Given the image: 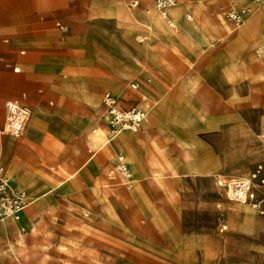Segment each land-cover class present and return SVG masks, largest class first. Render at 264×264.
<instances>
[{"label":"rangeland","instance_id":"rangeland-1","mask_svg":"<svg viewBox=\"0 0 264 264\" xmlns=\"http://www.w3.org/2000/svg\"><path fill=\"white\" fill-rule=\"evenodd\" d=\"M262 5L180 0L167 11L174 26L163 20L176 32L166 41L147 20L148 10L162 14L154 0H0V168L21 185L20 173L33 178L44 201L24 231L0 238V264H264V45L244 31L264 25ZM249 6L241 25L228 17ZM113 8L137 28L105 15ZM179 21L193 30L178 31ZM121 71L131 77L114 88ZM152 82L155 92L144 85ZM82 86L96 87V97L82 94L89 105L75 95ZM107 91L154 106L141 130L99 150L110 139ZM15 100L31 120L39 107L54 118L45 129L29 118L21 135L2 134ZM86 134L102 140L92 147ZM120 149L139 179L132 189L110 176ZM239 179L260 187L244 204L230 190ZM23 190L32 201L24 215L40 197Z\"/></svg>","mask_w":264,"mask_h":264},{"label":"built area","instance_id":"built-area-1","mask_svg":"<svg viewBox=\"0 0 264 264\" xmlns=\"http://www.w3.org/2000/svg\"><path fill=\"white\" fill-rule=\"evenodd\" d=\"M180 0H154L156 8L162 15L168 19L167 11L175 6ZM198 1V0H194ZM257 4H264V0H249ZM133 6H137L134 3ZM250 13L248 8H240L228 14V17L233 20L236 25H241L247 14ZM173 26L171 20H169ZM57 27L68 32L69 25L57 23ZM131 88L137 90L138 83L131 84ZM102 104L106 113L110 117V128L114 138L124 131L137 132L141 130L148 119L149 111L152 105L146 102L143 106L139 105H124L118 98L111 93H106L102 99ZM31 116V109L28 106L22 105L17 101L7 103L6 121L1 129L2 134L10 136H19L24 131L26 124ZM112 178H119L128 188H132L135 181L133 173L127 163L124 154L119 153L115 162V166L111 171ZM245 188L244 183L235 184L237 192ZM30 205V200L24 192L15 190L7 175V171L0 168V221L4 218L15 216Z\"/></svg>","mask_w":264,"mask_h":264},{"label":"crops","instance_id":"crops-1","mask_svg":"<svg viewBox=\"0 0 264 264\" xmlns=\"http://www.w3.org/2000/svg\"><path fill=\"white\" fill-rule=\"evenodd\" d=\"M156 11V10H155ZM197 12V11H196ZM100 14V9H96V11H95V15H99ZM147 20H148V22L150 21V22H153V25H154V28L156 29V30H158V31H162L164 34L163 35H161V37L162 38H164L166 41H170V39H169V36L166 34V29H168L167 27H166V25H165V23L164 24H161L160 22H158L156 19H155V17H154V15H153V13L151 12V10H148L147 11ZM172 14H173V17L174 18H176V19H178L181 15V9L180 8H178V9H176L175 11H172ZM105 15H111V16H115L116 18H118V20L121 22L120 24H123V25H126V26H128V27H131V28H137V25H136V21L131 17V14L129 13V12H127V11H124L123 9H120V8H113V9H106L105 10ZM157 15L162 19V20H165L166 21V19L161 15V14H159L158 12H157ZM168 19L169 20H171V22L173 23V26H174V22L172 21V18H170V16L168 15ZM158 22V23H157ZM164 22V21H163ZM58 23H61V22H58ZM63 24V23H62ZM66 25H68V24H66ZM162 28V29H161ZM244 31L245 32H250V33H255V32H257L258 34H259V40H258V44H259V46L261 47V46H263L264 45V25H258V26H256V27H254L253 26V23L252 22H250V23H248V25L245 27V29H244ZM127 34H128V32H127ZM130 34V33H129ZM129 34H128V36H129ZM130 37V36H129ZM3 42L5 43V44H7V43H9V39H4L3 40ZM22 53H24V51L22 52ZM4 59V57H1L0 58V60L2 61ZM138 66H140V64L139 65H137V67ZM139 69H140V67H138ZM131 69H133V68H131ZM16 72L19 70V68H15L14 69ZM135 72H139V71H137V70H135ZM120 74H122L124 77H122L121 75H115L114 77L112 76V78L111 79H113L114 81H115V86H114V88H120V86H121V82L123 81V80H127L129 77H131V74H129V73H127L126 71H121V72H119ZM142 74V73H141ZM118 76V77H117ZM133 83H138L139 84V88L137 89V90H139L140 89V83L139 82H133ZM132 83V84H133ZM145 85V87L146 88H149V89H152L154 92H155V85L153 84V82L152 83H145L144 84ZM84 86H82V88H83ZM96 87H94V88H90V89H86V88H83V90H80L79 91V89L77 90L78 92H77V94H75L78 98H80V99H82L83 101H85L88 105H89V103L86 101V99L82 96V94H85L86 96H91V97H96V89H95ZM74 89V88H73ZM75 89H77V88H75ZM122 89V88H121ZM132 89V88H131ZM132 90H134V89H132ZM134 91H136V90H134ZM106 93H111L113 96H115L116 98H118L124 105H127V106H131V105H139V106H143L146 102H149L151 105H152V108H153V106H154V104H153V102L152 101H150L148 98H143V97H140V101H138V102H133V103H128V102H124V101H122L121 100V98L120 97H118V96H116L115 94H113L112 92H110V91H107V92H105L103 95H102V97H101V99H100V105L103 107V109L105 110V108H104V106H103V104H102V99H103V97H104V95L106 94ZM131 95L132 94H130V93H127L126 94V96L129 98V97H131ZM15 101H17V102H19L18 100H15ZM11 102V101H10ZM52 104V103H51ZM22 105H25V104H22ZM25 106H27V105H25ZM29 107V106H28ZM30 108V107H29ZM152 108L150 109V110H152ZM31 109V108H30ZM105 112H106V110H105ZM150 112V111H149ZM34 116H36V118H38V120H36V119H33L32 118V120H31V122H30V124L32 125V127H34L35 129H45L46 127H48V125H47V123L48 122H50V121H52V119L54 118L53 116L52 117H50V116H48L46 113H45V110L43 109V108H41V107H39V108H36V109H34ZM108 116V115H107ZM105 119H106V116H105ZM148 119H149V115H148ZM147 119V121L145 122V124H147V123H149V120ZM108 122V121H107ZM39 123L40 124H42V127L39 125ZM157 122H155L154 123V125L156 124ZM153 125V126H154ZM144 127V126H143ZM151 128H153V127H149V128H144V129H151ZM84 130L85 131H87L88 130V127H85L84 128ZM133 133V132H132ZM134 134H136V133H134ZM10 136V135H9ZM119 137V136H118ZM117 137V138H118ZM117 138H115V139H111V136H110V139L109 140H107V141H105L104 143H101L102 145H101V147L99 148V150L104 146V145H108L109 143H111V142H115V140L117 139ZM90 139V140H89ZM82 141H84V142H87L89 145L91 144V135L90 134H86V135H84V137L81 139ZM152 140H154V139H152ZM152 140H148V141H152ZM147 141V142H148ZM9 143V141H6L5 142V144L4 145H7ZM149 143V142H148ZM140 144H141V140H140V137L138 136V135H136V138H135V147H138V149H139V147H140ZM120 145H118V144H116L115 145V149L114 150H116L118 147H119ZM121 147V146H120ZM150 148V147H149ZM140 150V149H139ZM88 153H93V150H91V149H88ZM119 153H122V154H124V156L126 157V154L124 153V151L123 150H118V152H117V155H116V159H117V156H118V154ZM95 156H94V154H93V156L89 159V161H88V163H91V161H92V159L94 158ZM144 160H145V165L144 166H146V164H148V165H152L151 164V162H149L150 161V152H149V150H148V153L146 154V156L144 155ZM116 159H115V161H114V166H115V162H116ZM126 160H127V157H126ZM127 163H128V160H127ZM84 165H87V163L86 164H84ZM128 165H129V167H130V170H131V172L133 173V178H134V181H135V185H137L138 186V183H139V179H138V177H137V175H136V173L132 170V167H131V165L128 163ZM114 166H113V168H114ZM85 168V167H84ZM83 168V169H84ZM20 173V172H19ZM7 175H8V178H9V180H10V183H11V185H12V187L14 188V187H17V188H14L15 190H17V191H22L24 188H32V194L34 195V196H37V195H39V197H40V199H39V202H38V205L37 206H34L33 207V209H30V211H28L27 213H25L24 215H23V217L20 219V220H18V221H13V220H1L2 222H0V238H2L4 235H6V234H8V233H10V232H12V231H14V230H18L19 232H22V231H24L25 229H26V226L28 225V223H29V220H30V217H31V215H32V213L36 210V209H38L43 203H44V201H43V197H41L42 196V194L41 193H39V194H37L36 193V191H37V185H36V183L34 182V180H33V178H30V177H28V176H24V175H22L21 173H20V175L27 181V183L24 185H21V184H19V183H17L16 181H15V183L16 184H14V182H12V179L10 178L11 177V175H10V173H8L7 172ZM12 177L14 178V175H12ZM111 179H115V178H111ZM221 183H223L224 184V182H221ZM14 184V185H13ZM132 189V188H131ZM257 191H259V189L257 190ZM29 198V197H28ZM29 200H30V205H31V198H29ZM29 205V206H30ZM28 206V207H29Z\"/></svg>","mask_w":264,"mask_h":264},{"label":"bare ground","instance_id":"bare-ground-1","mask_svg":"<svg viewBox=\"0 0 264 264\" xmlns=\"http://www.w3.org/2000/svg\"><path fill=\"white\" fill-rule=\"evenodd\" d=\"M253 3V2H252ZM260 5V4H259ZM262 6H264V5H262ZM248 9L250 10V13H252L253 14V12H254V9H253V7H251V6H249L248 7ZM162 15V14H161ZM163 16V15H162ZM164 17V16H163ZM165 18V17H164ZM177 18V17H176ZM158 22H160L161 24H164V22H163V20L158 16V15H156V18H155ZM165 19H167V18H165ZM157 22V23H158ZM168 23H169V21H168ZM178 23V22H177ZM179 23H180V28H178V31L179 30H181V28L182 27H185V28H187V29H192L193 30V28L192 27H190V26H187V25H185L184 23H182V22H180L179 21ZM149 24V27H151V29H153V25L151 24V23H148ZM170 24V23H169ZM173 24V23H172ZM170 26H171V24H170ZM162 29V28H161ZM167 31H166V33H169V34H171V35H175L176 34V32H173V31H170L169 29H166ZM151 31V30H150ZM175 37V36H174ZM264 48V47H263ZM108 115V114H107ZM30 120H31V116H30ZM29 120V121H30ZM109 122H110V117H109V115H108V124H109ZM109 130H110V136H111V139H115V138H117V137H115L114 138V136H113V133L111 132V128H110V125H109ZM101 131V132H100ZM100 131H99V133H102L103 135L101 136L100 135V138L102 137V139L104 138V136H105V134H106V131L103 129V128H100ZM96 132H98L97 131V129H95V131H94V133H96ZM98 133V134H99ZM93 135H96V134H93ZM95 137V136H94ZM94 137H92L91 136V146L92 147H94V145H95V143H94ZM97 137H99L98 135H97ZM100 138H98V139H100ZM97 139V140H98ZM101 139V140H102ZM90 140V139H89ZM97 140H95V141H97ZM101 140H98V142H100ZM105 142V141H104ZM104 142H102V143H104ZM97 143V142H96ZM96 146V145H95ZM106 146V145H105ZM155 147L154 148H156L155 150H156V152L157 151H159V147L157 148V144H155L154 145ZM112 148V147H111ZM159 154V153H158ZM11 179H12V182H14V184H16L15 183V180H14V178L13 177H10ZM9 179V178H8ZM10 181V180H9ZM237 183H244L245 184V188H243L241 191H239V192H237L236 191V189H235V184H237ZM13 184V185H14ZM229 184H230V190H231V192H232V196H233V200H235V201H239V202H241V203H247V201H248V197H249V195H254L255 193H256V191L258 190V189H260V187H259V184H257V183H255V182H253L252 180H250V179H239V180H235V181H230L229 182ZM14 188H17V187H14ZM18 189V188H17ZM21 192H24L27 196H28V194L24 191V190H22ZM29 197V196H28ZM31 205H32V202H31ZM30 205V206H31ZM28 208V207H27ZM27 208H25L23 211H21L19 214H17V215H15V216H10V217H7V218H4V220H14V221H18V220H20L21 219V217H22V215H23V213L27 210ZM3 220V219H2ZM0 222H2V221H0Z\"/></svg>","mask_w":264,"mask_h":264}]
</instances>
